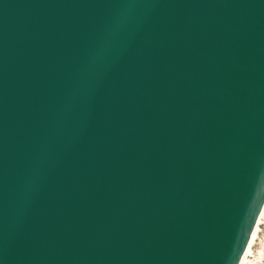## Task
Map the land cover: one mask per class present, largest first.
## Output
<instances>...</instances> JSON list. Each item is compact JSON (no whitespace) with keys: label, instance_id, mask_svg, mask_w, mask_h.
Wrapping results in <instances>:
<instances>
[{"label":"water","instance_id":"95a60500","mask_svg":"<svg viewBox=\"0 0 264 264\" xmlns=\"http://www.w3.org/2000/svg\"><path fill=\"white\" fill-rule=\"evenodd\" d=\"M264 205V0H0V264H239Z\"/></svg>","mask_w":264,"mask_h":264},{"label":"rangeland","instance_id":"374dc122","mask_svg":"<svg viewBox=\"0 0 264 264\" xmlns=\"http://www.w3.org/2000/svg\"><path fill=\"white\" fill-rule=\"evenodd\" d=\"M244 264H264V213L250 242Z\"/></svg>","mask_w":264,"mask_h":264},{"label":"bare ground","instance_id":"6f19581e","mask_svg":"<svg viewBox=\"0 0 264 264\" xmlns=\"http://www.w3.org/2000/svg\"><path fill=\"white\" fill-rule=\"evenodd\" d=\"M263 213H264V205H263L262 210H261V212H260V215H259V217H258V220H257L256 226H255V228H254V230H253V233H252V235H251V238H250V241H249V243H248V246H247V248H246V250H245V252H244V254H243V256H242V258H241L239 264H244V262H245V257H246V255H247V253H248L249 246H250V242H251L252 238L254 237V233L256 232V227H257V225H258V223H259V220H260V217L262 216Z\"/></svg>","mask_w":264,"mask_h":264}]
</instances>
